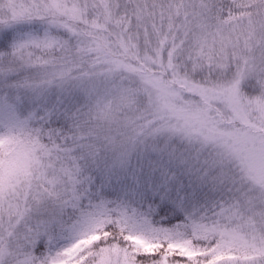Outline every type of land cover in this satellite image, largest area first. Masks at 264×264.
<instances>
[{
	"label": "snow or ice",
	"instance_id": "snow-or-ice-1",
	"mask_svg": "<svg viewBox=\"0 0 264 264\" xmlns=\"http://www.w3.org/2000/svg\"><path fill=\"white\" fill-rule=\"evenodd\" d=\"M0 264H264V0H0Z\"/></svg>",
	"mask_w": 264,
	"mask_h": 264
}]
</instances>
